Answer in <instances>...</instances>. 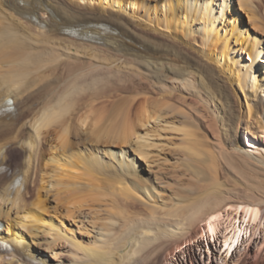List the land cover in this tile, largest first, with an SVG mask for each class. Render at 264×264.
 Segmentation results:
<instances>
[{
	"label": "bare ground",
	"instance_id": "obj_1",
	"mask_svg": "<svg viewBox=\"0 0 264 264\" xmlns=\"http://www.w3.org/2000/svg\"><path fill=\"white\" fill-rule=\"evenodd\" d=\"M261 60L264 0H0V264H165L211 214L264 264Z\"/></svg>",
	"mask_w": 264,
	"mask_h": 264
},
{
	"label": "rangeland",
	"instance_id": "obj_2",
	"mask_svg": "<svg viewBox=\"0 0 264 264\" xmlns=\"http://www.w3.org/2000/svg\"><path fill=\"white\" fill-rule=\"evenodd\" d=\"M241 51H238L237 52V55L238 57H243L245 59H247V55L246 54H241L240 53ZM264 63V60H261V64ZM255 140H257L256 142L258 143V145L260 147L263 146V141L256 138ZM36 179V175H34V179L33 181ZM31 186H29L30 188ZM32 188V187H31ZM28 189L29 191H31L30 193L32 194L33 192H35L34 189L31 190ZM48 206V205H47ZM229 206V205H228ZM50 208H48V212H52L51 210H49ZM231 209V208H230ZM47 211L45 212V214H48ZM50 214V213H49ZM257 228V227H256ZM262 228V226H261ZM261 232V233H260ZM256 234V237L254 239V242L252 244H249L248 248L252 247L253 250H257V248H254L255 245H258L261 246V248L263 247V244L264 242L261 241L262 240V231H260ZM195 240H197V238H194L192 240H188L187 242H185L184 244L180 245V247H177V248H173L171 251H169L167 254H166V260H165V264H203V261H202V258L199 254V246H200V243L199 242H195ZM197 245V247H194L192 244L193 243ZM192 245V247H188L186 250H185V253H181L179 251V249H183L185 245ZM186 248V246H185ZM192 248V249H191ZM247 250V249H246ZM216 254V253H215ZM239 256H240V259L243 258L242 261H245L246 259L248 260V258L246 257L245 253L242 252L241 254L238 253ZM238 254H236V256H232L229 260H228V264H237L239 263V260L238 259ZM241 262V261H240ZM208 264H218L216 261H211L209 262L208 261Z\"/></svg>",
	"mask_w": 264,
	"mask_h": 264
},
{
	"label": "snow or ice",
	"instance_id": "obj_3",
	"mask_svg": "<svg viewBox=\"0 0 264 264\" xmlns=\"http://www.w3.org/2000/svg\"><path fill=\"white\" fill-rule=\"evenodd\" d=\"M249 211H255V213H257V214L259 213V209H256V210H251L250 209Z\"/></svg>",
	"mask_w": 264,
	"mask_h": 264
}]
</instances>
